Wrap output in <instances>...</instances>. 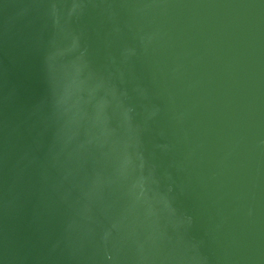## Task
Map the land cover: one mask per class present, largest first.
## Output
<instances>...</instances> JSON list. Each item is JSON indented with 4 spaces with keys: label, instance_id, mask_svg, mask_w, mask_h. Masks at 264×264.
<instances>
[{
    "label": "water",
    "instance_id": "95a60500",
    "mask_svg": "<svg viewBox=\"0 0 264 264\" xmlns=\"http://www.w3.org/2000/svg\"><path fill=\"white\" fill-rule=\"evenodd\" d=\"M0 264H264V0H0Z\"/></svg>",
    "mask_w": 264,
    "mask_h": 264
}]
</instances>
